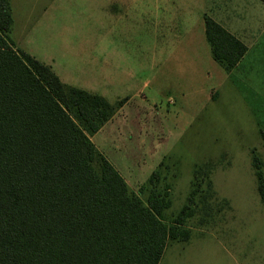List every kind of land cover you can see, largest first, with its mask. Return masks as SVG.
Instances as JSON below:
<instances>
[{
	"label": "rangeland",
	"instance_id": "1",
	"mask_svg": "<svg viewBox=\"0 0 264 264\" xmlns=\"http://www.w3.org/2000/svg\"><path fill=\"white\" fill-rule=\"evenodd\" d=\"M51 3L21 0V30L11 35L22 49L45 62L55 59L66 79L105 94L116 108L131 93L114 87L112 78L127 82L123 72L129 63L137 66L138 84L143 86L145 79L156 87L155 70L148 74L141 69L147 66V54L131 53L130 59L129 52L120 56L115 52L135 50L137 42L151 43L143 32L131 39L132 34L121 31L129 27L123 23L132 16L140 26L147 8L143 1L128 8L119 0H57L48 12ZM208 12L231 29H246L257 37L249 40L247 60L232 75L243 96L222 94L214 104L201 96L195 104L202 108L198 114L186 113L192 110L187 102L181 105L185 110L167 118L117 114L113 124L126 125L121 138L116 134L112 139L111 120L105 131L90 137L109 159L121 164L130 160L133 169L143 168L146 175L147 166L161 157L157 181L141 182L136 179L145 175L135 178L131 172L127 179L145 202L153 194L165 196L169 205L163 219L169 226L185 206L190 209L184 222L176 225L187 231V237L171 238L160 264H264V202L253 166L257 155L264 172V0H210ZM118 90L123 95L119 101ZM176 95L171 103L162 96L159 104L175 112ZM94 165L99 170V154Z\"/></svg>",
	"mask_w": 264,
	"mask_h": 264
},
{
	"label": "trees",
	"instance_id": "2",
	"mask_svg": "<svg viewBox=\"0 0 264 264\" xmlns=\"http://www.w3.org/2000/svg\"><path fill=\"white\" fill-rule=\"evenodd\" d=\"M12 23L9 0H0V264H160L169 240L187 237L176 225L190 209L169 226L164 195L145 202L131 189L90 137L117 108L18 47ZM205 32L214 59L232 71L245 43L210 16ZM253 166L264 202L257 155Z\"/></svg>",
	"mask_w": 264,
	"mask_h": 264
},
{
	"label": "crops",
	"instance_id": "3",
	"mask_svg": "<svg viewBox=\"0 0 264 264\" xmlns=\"http://www.w3.org/2000/svg\"><path fill=\"white\" fill-rule=\"evenodd\" d=\"M56 1L57 0H52L48 12L54 8L53 4ZM142 1L144 6L147 5V8L144 7V12L142 13L144 20L141 22L140 26L138 28L136 27V23L133 20L134 16H132L131 19L129 18L123 23L129 27L121 31H124V33L128 31V34H132L130 37L131 39L136 37L134 33L143 32L145 40H151V43L148 45L147 43L141 44L137 42L135 50L132 48H127L125 50L118 48L115 52L116 56L129 52L127 55L130 59H132L131 53L139 55L147 54L145 62L147 66L141 69L147 71L148 74L150 70H155L156 75L154 77V84L156 83V87H151V83L148 84L145 79L142 80L144 82L143 86L142 82L138 84L140 76L137 66L134 63H129L126 70L123 72L127 75V82H125V80L120 81L112 78L114 87H123V90L124 88L127 89L126 93H131V95H127L124 98L125 102L117 107L111 118L112 124L117 114H132V116L140 114L141 118L148 117L149 114H159L161 117L167 118L169 114H178L180 110H183L184 107H181V105H184V102L189 103L190 107L188 108L192 109H187L186 113L198 114L202 108H197L195 104L201 96L205 99V102L213 104L217 102L222 94L226 96H236L237 94L243 96L241 90L238 89L236 85L237 82H235V84L232 82V75L240 66L244 65L247 60L251 49L249 40H253L254 38L257 39L254 33L249 34L246 29H238L235 25L236 28L231 29L222 19L217 18L213 14L211 16L208 12L210 0H119L122 6L128 8L139 5ZM9 2L13 18L10 36L16 45L20 47L18 45V40L16 38L14 39L11 34L21 30L20 22L22 11L21 8H19L21 0H9ZM30 14L31 12H28V15ZM115 14L118 15V18L125 16L123 13ZM206 16H210L221 23L247 46L246 53L232 71H226L212 55L211 46L205 32ZM17 24L18 26H16ZM119 24L120 23H116L114 26H118ZM136 28L138 30H136ZM237 30H242V32L246 30V33L242 34ZM97 53H99L100 56V52L95 51V54ZM42 62L49 65L65 85L81 88L91 93L101 95L108 102L113 104L105 94L99 93L90 87L87 88L83 85L72 83L66 79L61 69L59 71L57 70L56 67L58 66V62L55 59ZM173 93L177 94L176 96L179 97V105L176 106L175 112H172L174 108L172 109L169 106L159 104V99L162 96H168L167 101L170 103L174 101L172 100ZM116 96L119 101L123 95L119 93L118 90ZM213 96L218 97L213 99ZM182 114H184V112ZM108 123H110V121L95 133V135H99L105 131ZM122 128L124 133H126L125 123L114 125L112 139L115 138L116 134L121 138L123 134ZM120 140L121 139H118V143ZM115 141L116 140H113V142ZM126 146V144L123 146V151H127ZM103 153L106 154L105 151ZM160 158L161 157H158L156 161H153V163L147 166V175L142 173L143 168L139 167L141 171L133 169L130 160L121 164L114 159H108L129 184L127 177H129L130 172L135 178H138L140 173L141 175H145L142 176L141 179L136 180H140L141 182L149 180L153 172L161 167V162H159Z\"/></svg>",
	"mask_w": 264,
	"mask_h": 264
}]
</instances>
